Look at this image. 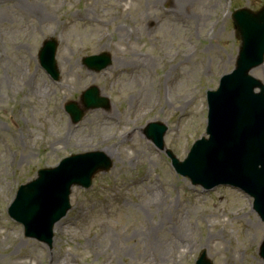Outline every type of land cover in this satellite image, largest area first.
Wrapping results in <instances>:
<instances>
[{"label":"rangeland","instance_id":"obj_1","mask_svg":"<svg viewBox=\"0 0 264 264\" xmlns=\"http://www.w3.org/2000/svg\"><path fill=\"white\" fill-rule=\"evenodd\" d=\"M263 3L0 0V264H194L201 252L212 264H264L258 255L264 223L250 199L227 187L209 192L192 185L140 133L147 119L163 123L165 147L179 158L204 134V92L233 68L239 46L230 15L224 17L226 7L256 10ZM47 37L59 41L57 81L37 63ZM103 44L111 64L99 72L87 70L81 58L102 51ZM175 52L173 63H167ZM149 56L157 58L148 71L142 61L128 59ZM249 73L264 83V63ZM92 84L100 95L111 94L110 109L89 111L74 128L63 104L77 101ZM140 92H149L144 103ZM117 119L123 127L127 119L125 129L131 120L141 128L138 138H122L112 149L118 142L113 136L123 130ZM93 148L110 151L112 165L95 174L89 188H72L71 209L57 222L61 231L54 232L51 247L23 237L22 227L6 214L17 186L38 168ZM144 251L148 260L140 257ZM161 253L165 259H159Z\"/></svg>","mask_w":264,"mask_h":264},{"label":"water","instance_id":"obj_2","mask_svg":"<svg viewBox=\"0 0 264 264\" xmlns=\"http://www.w3.org/2000/svg\"><path fill=\"white\" fill-rule=\"evenodd\" d=\"M249 17V23L244 24V33L241 35L242 45L239 52L238 57V67L232 75L228 76L227 83H225V92L227 94L232 93L230 95L229 100V108L232 110H236L238 113L237 119L231 117L233 115L232 112H228V108L224 110V116H221L220 108L217 109L216 119L213 122L212 127V136L220 138V131L228 126H237L238 124L242 125L241 128L237 130V132H241L245 130L247 132H252L256 141L252 144H247L245 146L246 156L252 157L253 159L245 160L244 166L247 170H254L256 172L249 175L251 177V182L253 183L255 190L258 195L264 200V152L263 154L257 152L255 149L251 150L254 147L262 150L264 149V100L261 101V94H253L252 88L258 85L255 81L247 78L246 70L244 67V63L248 60L250 53H252V49L260 46L261 50L264 48V6L260 9V11L256 14H250L248 11L243 10L242 13L239 11L233 14L234 22L238 21V27H242L243 23L240 24V19H245ZM258 27L261 30L260 36L257 35L256 31ZM257 29V30H256ZM54 46L50 51V56L52 55ZM261 52H258L257 56H259ZM86 63L94 62L93 58H86ZM248 62V63H249ZM49 66L52 64L49 62ZM242 70V72L239 71ZM237 85V87L235 85ZM91 99V98H90ZM89 99V100H90ZM93 100V99H91ZM219 102H217L218 104ZM81 115V114H80ZM227 130V129H226ZM231 130V129H230ZM223 134H226V131H221ZM160 135L158 136V138ZM212 142V140L210 141ZM264 151V150H263ZM188 161V165L190 167H194L196 162ZM204 165L199 164L196 168V171L199 173L203 172ZM39 177L35 181L28 184L25 188L19 190L18 196L12 206L11 214L15 216L18 220L28 224L30 226L33 225L32 220L38 221L40 217H44L48 210L49 205L45 200H41L39 194L43 192H47V188L42 185L43 177L47 174V171H39ZM73 181L63 180L64 187L60 192V197L55 203H51V211L48 213L52 217L47 216L46 227H50L52 221H55L61 214H63L68 207V187L70 183ZM264 206V202L262 204ZM56 208V209H55ZM55 209V210H54ZM53 210V211H52ZM37 233L38 230L36 227ZM29 234H34V232L29 231ZM38 235V234H37ZM40 236V235H38Z\"/></svg>","mask_w":264,"mask_h":264},{"label":"bare ground","instance_id":"obj_3","mask_svg":"<svg viewBox=\"0 0 264 264\" xmlns=\"http://www.w3.org/2000/svg\"><path fill=\"white\" fill-rule=\"evenodd\" d=\"M181 5H175V7L176 8H178V7H180ZM32 10H34V11H36L35 9H32ZM169 9L168 10H165L164 11V13H169ZM41 14H46V12H42ZM37 15H38V13H37ZM40 19L41 20H44L45 19V17H40ZM120 31H119V33H120V35L123 37V39L124 40H128V39H126V38H129V36L128 35H125V34H123L122 32H121V29H119ZM126 37V38H125ZM106 47H107V45H105V44H103V45H100V47H99V49L100 50H107L106 49ZM128 59H129V62L130 63H132L133 61H135V62H139V61H142L143 62V64H142V69H146L147 71L148 70H150L151 69V67H152V64H156L155 62H153V61H155V59L154 60H148V59H134L133 57H128ZM120 63V61L117 59V61L115 62V64H119ZM178 66V64L177 65H173L172 67H170V69L171 70H173V69H175L176 67ZM118 67L119 68H125V67H128V65H126V66H124V67H121L120 65H118ZM120 71H122V70H120ZM139 95H140V98H142V99H140V103H144V101H145V98H147V97H149V92H143V93H139ZM94 113V112H93ZM92 113V115L95 117V114H93ZM82 123V122H81ZM79 124L80 126L82 125V124ZM129 122H125V126L128 124ZM108 125H110V123L108 124ZM101 126V125H100ZM125 126L123 127V130H126L125 129ZM138 128V127H137ZM73 131V134L74 133H76L75 131V129H73L72 130ZM123 136H126V137H129V138H133V139H136V138H138V134H137V131H136V129H135V126L133 125V122H131L130 121V128H129V130H128V132L126 133V134H123ZM53 144H58L57 142L55 143V142H53ZM113 147V146H112ZM106 154H108L109 156H111L110 154H111V152L110 151H108V150H106ZM113 154V153H112ZM23 157H24V155H22L21 156V158L20 159H23ZM55 228H57L56 230L57 231H60L61 229L59 228V225L58 224H56L55 225ZM252 228H254L253 230H256V229H262L261 228V226L259 225V224H252ZM261 231V230H260ZM147 235H150V233L149 234H147ZM143 240H144V242L145 243H151V239H147V238H143ZM165 253L164 254H162L161 253V255L159 256V259H165ZM143 260H148V257H147V253H146V251H144V253L140 256ZM17 264H24L23 262H18Z\"/></svg>","mask_w":264,"mask_h":264}]
</instances>
